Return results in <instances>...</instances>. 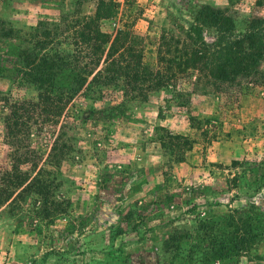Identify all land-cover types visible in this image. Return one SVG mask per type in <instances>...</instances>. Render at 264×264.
I'll return each instance as SVG.
<instances>
[{
	"label": "rangeland",
	"instance_id": "rangeland-1",
	"mask_svg": "<svg viewBox=\"0 0 264 264\" xmlns=\"http://www.w3.org/2000/svg\"><path fill=\"white\" fill-rule=\"evenodd\" d=\"M114 1L122 22L148 44L173 24L192 23L203 5L228 9L238 32L264 17L257 0ZM96 3L0 0V92L35 99L30 84L14 83V68L27 65L31 52L27 34L40 21L57 22L61 12L91 15ZM67 79L63 74L59 84ZM179 88L189 93L185 107L160 98L127 108L112 124L85 120L104 105L75 98L61 121H68L73 152L58 175L69 215L46 224L0 206V264H264V84L230 95L183 81ZM109 93L116 104L117 94ZM46 132L39 123L32 131L43 156L52 142ZM160 140L185 150L183 160ZM9 150L0 122V168Z\"/></svg>",
	"mask_w": 264,
	"mask_h": 264
},
{
	"label": "trees",
	"instance_id": "trees-1",
	"mask_svg": "<svg viewBox=\"0 0 264 264\" xmlns=\"http://www.w3.org/2000/svg\"><path fill=\"white\" fill-rule=\"evenodd\" d=\"M257 5L264 7V0H257ZM228 12L203 5L192 23L162 30L154 44L122 22L114 0H97L88 16L61 12L57 22H38L27 34L31 49L27 65L13 70L14 83L30 84L36 98L18 101L0 92V122L10 149L8 164L0 168V206L25 210L46 224L69 215V201L58 194V175L73 146L66 143L71 141L65 132L68 121H61L77 97L104 105L91 110L85 120L112 124L134 105L162 99L167 107L170 100H180L177 106L185 107L189 93L180 91V81L229 95L263 85L264 17L252 18L238 32ZM4 32L0 21V37ZM63 74L69 77L68 85L59 84ZM109 90L117 94L116 104L108 97ZM38 123L52 138L44 156L31 142ZM168 139L189 142L180 135L169 134ZM169 143L160 140L162 148L170 151ZM184 153L172 147L177 162Z\"/></svg>",
	"mask_w": 264,
	"mask_h": 264
}]
</instances>
